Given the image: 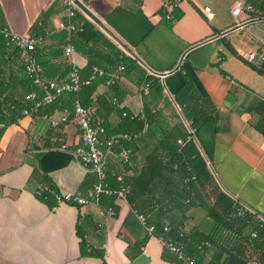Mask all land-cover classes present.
<instances>
[{"label":"crops","instance_id":"1","mask_svg":"<svg viewBox=\"0 0 264 264\" xmlns=\"http://www.w3.org/2000/svg\"><path fill=\"white\" fill-rule=\"evenodd\" d=\"M244 1H255L257 10L264 8V0ZM89 2L114 38L102 32L127 58L119 80L109 86L99 79L92 106L95 113L100 108L110 128L119 126L121 108L106 112V98L116 96L129 113L145 118L143 133L129 142L133 163L145 164L169 132L178 137L186 133L183 119L192 118L185 113L186 102L177 100L182 92L190 107L201 108L213 120L197 129L194 141L213 174L203 187L206 198L213 202L223 191L264 221V133L257 126L264 112V69L248 58L250 51L264 46V20L246 10L235 18L231 10L236 0H186L174 11L173 21L164 18L163 0ZM62 21H68L62 0H0V27L16 34L50 30L37 57L46 63V76L57 81L66 78L71 67L65 47L72 42L55 36L62 31ZM90 44L99 54L89 57L75 47L72 58L81 71L90 58L103 64L111 53L101 41ZM22 64L18 49L0 41V112H11L26 96ZM144 83H149L148 91L141 89ZM70 103L65 93L53 111L45 112L59 117ZM5 122L0 129V264H185L148 233L127 199H114L112 214L107 200L60 203L47 189L89 197L97 181L96 173L73 154L80 141L76 124L53 127L42 113ZM133 163L130 174L140 169ZM186 214L188 228L210 232L215 223L200 205L189 207ZM157 215L154 220L163 214ZM182 215L168 211L162 221L171 223ZM176 233L186 235L179 229Z\"/></svg>","mask_w":264,"mask_h":264},{"label":"trees","instance_id":"2","mask_svg":"<svg viewBox=\"0 0 264 264\" xmlns=\"http://www.w3.org/2000/svg\"><path fill=\"white\" fill-rule=\"evenodd\" d=\"M253 2L257 9L258 4L255 1ZM261 9H264L263 6H260ZM72 21L77 25L76 30L72 31V33H69L68 30H62L55 36L64 43L72 42L77 49L89 54V57L91 54H99L94 48V45L90 44L92 41H101L109 48V52H111L106 55V58H104L105 63L103 64L101 61L90 58L89 64L81 71L83 77H88L92 72L93 66L98 65L107 70L106 75L98 77L90 84H84L78 93H68L71 97V103L69 105H73L74 99L79 97L84 106H92L95 104L93 93L97 89L99 79L105 81L109 77V73L121 64L125 67L127 58L122 55L120 50H117L116 44L83 14L77 12L73 16ZM70 35L71 38L67 39ZM0 41L5 46L6 40L0 37ZM38 60L44 65V60L39 57ZM22 67L25 71L24 76L26 78L27 94L31 89L28 88V85L30 83L32 84L33 76L28 74L24 64H22ZM42 74L48 78L44 72V68ZM67 78L68 75L58 82H63ZM1 84L3 85V82L0 80ZM181 93H178L177 100L182 103L186 102L185 113L187 117L193 119L194 125L200 132L202 127L211 121V115L204 114L203 110L197 106L193 105L190 107V102L186 101L180 95ZM104 97L102 96V99ZM61 98L62 96L55 103H52L53 105L51 104L42 108L39 113L53 111ZM20 100L22 101L16 102L17 105L14 104L15 108L11 112H6V110L0 112L3 121L13 122L16 121L17 117L21 116L23 107L30 103L25 97ZM99 101L104 103V105L105 101L107 102L106 106L108 108L105 109L106 112L111 111L113 107L119 108L113 101H109L107 98L105 101L99 98ZM99 109L97 108L96 116L100 117L102 113ZM123 109L125 108L120 109L122 118L117 128H110L104 118L107 136L112 134H127L131 137H122L120 143L117 145V150L121 147L130 149L129 142L135 136L143 133L146 124L145 118L140 115L132 117V113L129 112V114L123 115ZM181 123L183 124L182 120ZM257 126L264 133L263 111ZM215 132L216 130L214 129L211 131L212 134H215ZM199 135L202 138L201 133ZM177 138V132H169L162 139L160 145L157 146V149L146 156L145 164L141 167L133 163L131 149L128 162H125L122 158H111L110 161L112 163H110L114 171L113 173L110 170L108 172V179L111 186L117 188L119 182L116 174H123L124 183L130 185L127 200L134 210L144 213L149 222L156 223L159 232L163 230L162 224L166 223L162 221L163 215L168 211H181L183 213L182 220L176 217L173 218L174 222L169 223L172 228L171 234L173 232L174 234L172 235L184 243L185 251L194 257L195 264H251V262H255L254 264H264V221L247 206L242 205L239 201L223 191L217 194L213 202H209L203 192L204 185L213 176L208 159L206 160L193 140L187 142L184 146H180ZM205 147L207 146L205 145ZM209 154L210 156L212 155L211 152ZM132 163L137 168L140 167V169H136L130 174L129 170L133 167ZM192 176H195V178H192ZM101 200H107L108 203L113 205L114 197L105 194ZM194 205L203 207L207 212V216L215 222L210 232H204L198 226L191 228L184 226L187 224V220H189L186 212L189 207ZM113 207L116 208L114 205ZM241 208H243L242 213L240 212ZM161 214H163L161 217L154 220L156 215L160 216ZM177 229L185 231L186 235L178 237L176 233ZM253 232H256L255 236H253ZM209 254L210 259L206 261Z\"/></svg>","mask_w":264,"mask_h":264},{"label":"built area","instance_id":"3","mask_svg":"<svg viewBox=\"0 0 264 264\" xmlns=\"http://www.w3.org/2000/svg\"><path fill=\"white\" fill-rule=\"evenodd\" d=\"M67 11L68 21H62L59 27L62 30L72 32L77 29V25L72 21L73 16L80 12L89 21L98 26L108 36L113 37L108 28L107 21L104 17L97 14L89 2V0H62ZM186 0H163L164 18L173 21L175 17L174 11L181 7L182 3ZM255 12V19L264 20V11L257 10L253 3L244 0H236L232 7L231 13L235 18L244 11ZM209 16H213L210 7L206 8ZM41 24V23H39ZM43 31L39 32L32 30L28 34L13 33L8 27H0V36L6 39L7 45H13L18 49L22 58V62L28 74L33 76L32 87L27 92L25 99L30 103L24 106L21 110L22 116H32L39 114L42 108L51 105L59 97L65 93L75 92L78 93L84 84H90L93 80L100 76L107 74L106 70L100 66L94 65L91 74L88 77L81 75V66L72 58L76 52V48L72 43H68L65 47V54L70 58L71 70L68 78L63 82L51 80L43 76V65L38 60L37 48L42 44L49 34L50 30L46 27L42 28ZM82 29V27H80ZM248 58L256 61L259 68L264 69V46L262 50H254L248 53ZM124 66L121 64L118 68L111 73L106 79L107 85H112L121 78V73ZM154 73V71L150 70ZM170 73L169 71L159 74L164 77ZM143 91L149 90V83H144ZM113 103L119 107L124 108L119 99L113 97ZM14 108V104L12 105ZM93 106H84L79 97L73 101L72 107L64 106L62 113L59 117L49 112L42 113L43 116L50 122L53 127H58L61 123H74L80 129V141L73 149V154L77 160L82 162L89 170L97 175L92 192L89 197L77 195L72 190H57L47 188L58 202H71L79 205H86L90 202H99L103 195H109L117 199H127V194L130 190V185L124 183V176L121 173L116 174L119 186L114 188L111 186L108 179V172L110 170L111 158H122L125 162L129 161L130 149L121 147L117 150V145L120 143L122 137H129L127 134H112L106 135L105 119L102 116H96ZM123 115L129 114L127 110L123 109ZM136 115L132 114V117ZM186 127L185 136L177 138L180 146H184L189 141L197 140V127L194 125L192 119H183ZM7 123L0 119V129L5 127ZM62 148H67V144H62ZM195 178V176H192ZM247 208V207H246ZM112 214L116 213L113 206L109 207ZM138 218L148 230V233L157 238L163 243L164 247L174 253L176 257L185 264H195L194 257L187 253L184 249V243L177 237L171 234V226L169 223L162 224L163 230L158 232L157 225L154 222H149L144 213L135 210ZM241 213L243 208H241ZM256 232H253V236Z\"/></svg>","mask_w":264,"mask_h":264},{"label":"rangeland","instance_id":"4","mask_svg":"<svg viewBox=\"0 0 264 264\" xmlns=\"http://www.w3.org/2000/svg\"><path fill=\"white\" fill-rule=\"evenodd\" d=\"M255 49V48H254Z\"/></svg>","mask_w":264,"mask_h":264}]
</instances>
